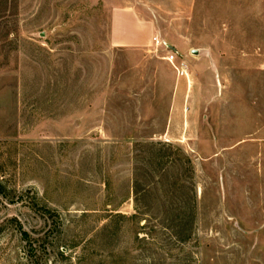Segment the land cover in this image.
Masks as SVG:
<instances>
[{
	"label": "rangeland",
	"instance_id": "1",
	"mask_svg": "<svg viewBox=\"0 0 264 264\" xmlns=\"http://www.w3.org/2000/svg\"><path fill=\"white\" fill-rule=\"evenodd\" d=\"M0 182V264H264V0H0Z\"/></svg>",
	"mask_w": 264,
	"mask_h": 264
},
{
	"label": "built area",
	"instance_id": "2",
	"mask_svg": "<svg viewBox=\"0 0 264 264\" xmlns=\"http://www.w3.org/2000/svg\"><path fill=\"white\" fill-rule=\"evenodd\" d=\"M153 41L155 42L156 46L161 45V43L157 39H153ZM163 60L173 68L178 78H187V66L185 62L178 57L175 51L169 49Z\"/></svg>",
	"mask_w": 264,
	"mask_h": 264
},
{
	"label": "trees",
	"instance_id": "3",
	"mask_svg": "<svg viewBox=\"0 0 264 264\" xmlns=\"http://www.w3.org/2000/svg\"><path fill=\"white\" fill-rule=\"evenodd\" d=\"M3 192H4V188L2 186V183L0 182V194H3ZM34 205L38 206L37 204H34ZM18 231H19V233L21 235V239L22 240H26V241L29 240V234L26 231L22 230L21 227L18 228Z\"/></svg>",
	"mask_w": 264,
	"mask_h": 264
},
{
	"label": "crops",
	"instance_id": "4",
	"mask_svg": "<svg viewBox=\"0 0 264 264\" xmlns=\"http://www.w3.org/2000/svg\"><path fill=\"white\" fill-rule=\"evenodd\" d=\"M124 40H121L122 44H132V41L131 40H127V42H123Z\"/></svg>",
	"mask_w": 264,
	"mask_h": 264
}]
</instances>
